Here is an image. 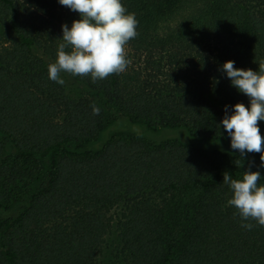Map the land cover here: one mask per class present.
Returning <instances> with one entry per match:
<instances>
[{"label":"trees","instance_id":"trees-1","mask_svg":"<svg viewBox=\"0 0 264 264\" xmlns=\"http://www.w3.org/2000/svg\"><path fill=\"white\" fill-rule=\"evenodd\" d=\"M57 1L0 0V264H264V226L223 183L251 170L264 184L260 153L241 158L220 124L249 105L223 63L264 67V0L122 3L138 20L126 71L64 85L47 71L62 40L29 9ZM122 122L193 142L114 131L94 148Z\"/></svg>","mask_w":264,"mask_h":264},{"label":"clouds","instance_id":"clouds-1","mask_svg":"<svg viewBox=\"0 0 264 264\" xmlns=\"http://www.w3.org/2000/svg\"><path fill=\"white\" fill-rule=\"evenodd\" d=\"M59 4L78 13L71 27L61 25L62 40L58 44L56 59L48 65V78L64 85L62 73L73 76H90L93 82L103 80L112 74L126 71L131 61L127 58L126 45L138 36V20L134 13L127 12L121 0H58ZM234 61L223 63L221 70L230 79L231 86L249 99L231 106L228 114L220 121L230 137V146L243 158L246 153H260L261 167H264V136L258 122L264 121V67L258 71L234 67ZM264 63V62H262ZM93 115L100 109L93 104ZM259 171L246 170L241 179H233L225 172L223 183L231 190L227 205L232 206L242 221H255L264 226V184ZM241 226L251 230V222Z\"/></svg>","mask_w":264,"mask_h":264},{"label":"rangeland","instance_id":"rangeland-1","mask_svg":"<svg viewBox=\"0 0 264 264\" xmlns=\"http://www.w3.org/2000/svg\"><path fill=\"white\" fill-rule=\"evenodd\" d=\"M121 3L127 5L128 3H131L130 5H133L135 1L121 0ZM29 9L35 16L36 13L39 12L37 13V20H39L42 25L44 24V27L54 28L57 32L58 38L62 37V24H67L69 27H71L72 21L79 19L78 13L70 10L66 6L59 4L58 1L49 7H44L43 5L36 7V5H33L29 7ZM125 47L126 53L128 55L129 48L128 46ZM114 131L131 132L133 134L144 136L147 140L154 143H162L170 140H178L183 144H191L193 142L192 138L189 137L185 129H166L155 133L147 130L142 125H132L126 122H122L116 123L115 125L109 127L106 131H104V133L100 137V140L94 144V148H101L105 144L107 138ZM203 147L207 150H228V147L221 142L205 143Z\"/></svg>","mask_w":264,"mask_h":264}]
</instances>
